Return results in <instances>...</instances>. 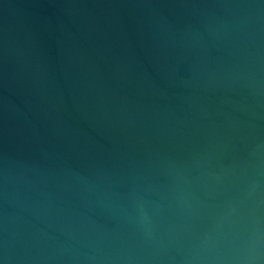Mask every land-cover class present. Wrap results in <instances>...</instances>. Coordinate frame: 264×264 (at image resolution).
Here are the masks:
<instances>
[{
	"label": "water",
	"instance_id": "obj_1",
	"mask_svg": "<svg viewBox=\"0 0 264 264\" xmlns=\"http://www.w3.org/2000/svg\"><path fill=\"white\" fill-rule=\"evenodd\" d=\"M0 264H264V0H0Z\"/></svg>",
	"mask_w": 264,
	"mask_h": 264
}]
</instances>
